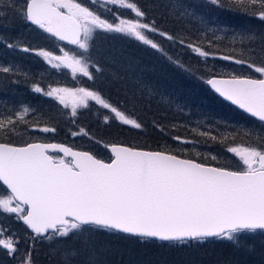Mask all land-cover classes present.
<instances>
[{
    "label": "snow or ice",
    "instance_id": "1",
    "mask_svg": "<svg viewBox=\"0 0 264 264\" xmlns=\"http://www.w3.org/2000/svg\"><path fill=\"white\" fill-rule=\"evenodd\" d=\"M95 6L101 0H88ZM218 8L243 11L264 21V0H209ZM103 12L108 6H119L134 12L132 19L115 17L116 22L103 18L78 0H0V20L10 16L30 22L55 40L76 46L78 54L70 55L63 47L61 54L24 46L20 50L35 53L53 69H70L75 78L79 73L95 80L90 67L101 69L92 61V48L101 33L120 34L161 50L149 33H158L171 41L174 37L161 31L155 20L146 19L147 12L129 0H102ZM248 59L222 55L219 58L245 66L261 74L250 78L228 73H213L204 80L224 100L238 106L250 117L264 124V33H243L239 36ZM0 42H4L0 40ZM7 48L15 43L4 42ZM185 45L184 40H180ZM199 57H214L215 53L187 43ZM0 71L10 73L9 67ZM36 93L52 98L68 109L73 120L78 110L92 107L90 102L108 110L104 122L112 120L133 129L142 130L138 119L114 106L101 90L87 87H52L36 85ZM23 108L13 117L0 118V132L9 137L16 134V125L28 113ZM34 130L54 133L55 127L34 125ZM163 132V127H160ZM73 136L80 132H72ZM84 135H88L86 132ZM216 140L207 131L200 133ZM182 144L194 141L180 136L173 138ZM264 139V138H262ZM95 142V141H94ZM111 154L109 161L92 152L73 150L63 144L25 143L22 146L0 142V186L7 195L0 196V213L14 216L29 231L27 247L20 252V238L8 234L0 226V250L18 260L19 264H36L35 244L48 241L65 247L56 251L60 264H106L103 238H134L140 242H162L170 251L200 248L216 241H227L243 255H257L255 247H245L241 240L264 238V143L258 146H233L227 151L242 164L241 170L210 166L180 151L147 150L124 144H104ZM185 152L187 149L184 150ZM53 153H62L55 155ZM199 155V153H197ZM211 159H217L212 156ZM264 260V253H261ZM193 264V262H182ZM216 264H231L217 260Z\"/></svg>",
    "mask_w": 264,
    "mask_h": 264
},
{
    "label": "trees",
    "instance_id": "2",
    "mask_svg": "<svg viewBox=\"0 0 264 264\" xmlns=\"http://www.w3.org/2000/svg\"><path fill=\"white\" fill-rule=\"evenodd\" d=\"M129 1L137 3L147 12L148 21L155 20L158 28L171 34L174 39L169 41L158 33H149L150 38L160 45L161 50H156L133 38L101 33L96 39L94 49L92 48L90 61L101 69L97 72L90 67V72L95 76L94 81L79 73L73 78L70 69H53L35 53L20 50L27 46L50 50L58 55L61 54L58 49L65 46L61 42L19 17L10 16L6 20H0V40L17 45L10 49L4 42H0V67L13 70L10 73L0 71V118H15L14 114L21 112L23 108L29 109L24 121L17 123L16 134L9 137L7 133L0 132V142L16 145L35 141L66 143L75 149L92 153L95 152L93 148L97 147L100 158L104 160H110L104 144H124L147 150L170 149L207 164L241 170L242 164L236 161L228 164L226 160L201 159L194 154L192 146L214 151H226L228 147L239 145L252 146L253 139L247 135L248 131L232 129L223 137L215 130L199 124L196 117H204L207 124L225 116L236 118L232 113L237 114L236 120L239 123L254 120L222 101L209 90L204 80L216 73L206 71V65L211 62H229L220 59L222 55L248 59L245 50L247 42L242 45L239 36L248 32L264 33V21L243 11L215 7L209 0ZM115 12L122 13L125 19L135 17L129 9H117ZM180 40H184L185 45H181ZM187 43L211 51L215 56L207 59L199 57L186 47ZM255 48L258 55L250 59L259 64L264 55L259 54V43ZM72 50L73 48L70 49ZM36 85L45 91L49 86L101 90L105 99L138 119L144 127L137 130L115 120L106 124L104 117L108 115V110L94 102H90V109L78 110L79 114L73 120L70 107L65 109L52 98L34 92ZM34 125L55 127L56 131L43 133L34 130ZM160 127H163V132L159 130ZM203 131L217 139L200 135ZM72 132L81 134L73 136ZM85 132L88 135H84ZM176 136L194 143H178L173 139ZM1 223L7 229L5 238L8 234L20 238L19 248L23 253L29 237L25 226L15 220ZM161 243L106 237L103 238L104 255L100 258L106 264H182L188 261L193 264H216L217 260L230 261L231 264H264L260 255L264 253V238L260 237L245 236L241 240L243 246L258 250L253 257L243 255L227 241H216L200 248L180 251L162 248ZM62 247L65 245L48 241L37 242L34 253L36 264H60L61 255L56 250ZM0 258L3 260L2 264H19L18 260L6 256L3 250H0Z\"/></svg>",
    "mask_w": 264,
    "mask_h": 264
},
{
    "label": "rangeland",
    "instance_id": "3",
    "mask_svg": "<svg viewBox=\"0 0 264 264\" xmlns=\"http://www.w3.org/2000/svg\"><path fill=\"white\" fill-rule=\"evenodd\" d=\"M78 2H82L86 6H89L90 8H92V10L97 11L99 14H101L103 16V18L108 19L110 22H116L115 17L117 15L120 18H124V17H122L123 16L122 13H119V12L116 13L115 10L120 9L123 11H128V9L121 8L119 6H108L111 8V11L103 12L102 11L103 4H101L99 2L95 6L89 4L88 0H78ZM130 11L132 12V10H130ZM63 49L65 51H68L70 55L78 54V51H79V50H77L76 47L75 48L73 47L72 51H70L71 48L69 49L66 46H63ZM93 49H94V47H93ZM206 71H211V73L216 72V73L236 74V75L249 76V77H254V78H260V75H261L259 73H256L252 69L249 70V68H247L245 66L235 65L231 62H226L223 64H217V63L211 62L210 64L206 65ZM232 114L237 118V114H235V113H232ZM236 118H232V117L228 118L225 116L224 118L210 122V124H207L206 119L204 117L202 119H199V117L198 118L196 117V120L199 122V124H203L208 129L215 130L217 134H219L223 137H225L226 134H228L232 129H236V130L238 129V130H241V132H243L245 130V131H248L247 135L253 139L252 144H254V145H252V146H258L259 145L258 143H260V144L264 143V139H262V138H264V124H261L260 122H257L256 120L255 121L253 120V121L248 122V123L247 122H240L239 123L238 120H236ZM227 120H228V122H227L228 124L226 123ZM239 146H241V145H239ZM242 146H245V145H242ZM192 148L195 150L194 154L197 155L196 153H199V155H197V156L200 157L201 159L207 158V159H210V161H212L213 159H211V157L215 156L217 158L215 160H217V161L226 160V162H229L228 164L236 161V162L241 164L239 159L237 157H235L234 154L228 152L227 150L223 151V150L217 149L214 151L212 149L210 150L207 148H201V147L196 146V145H193ZM96 149H97V147L93 148V151H95L93 153H95L100 158L101 154L99 152V149H97V150ZM103 156L108 157V155H103ZM215 160H213V161H215ZM7 194L8 193H7L6 189L3 186H0V196H6ZM10 220L11 221L15 220V222L20 223V221L15 219L14 216L4 214V213H0V226H2V223H1L2 221H9L10 222ZM2 261L3 260L0 258V264H2Z\"/></svg>",
    "mask_w": 264,
    "mask_h": 264
},
{
    "label": "water",
    "instance_id": "4",
    "mask_svg": "<svg viewBox=\"0 0 264 264\" xmlns=\"http://www.w3.org/2000/svg\"><path fill=\"white\" fill-rule=\"evenodd\" d=\"M101 2H102V0H101ZM30 23V22H29ZM33 26V25H32ZM62 42V41H61ZM62 43H64V44H66V45H69V46H74V45H70V44H67V42H62ZM209 88H210V86H208ZM210 90H212L211 88H210ZM213 92H214V90H213ZM215 93V92H214ZM216 95H218L219 96V94H217V93H215ZM220 97V96H219ZM223 101H226V100H224L222 97H220ZM226 102H228L229 104H231V102H229V101H226ZM232 106H234L235 108H237L238 110H240V111H242V112H244L243 110H241V109H239L238 108V106H236V105H233V104H231ZM245 113V112H244ZM248 115V114H247ZM258 121V120H257ZM37 143H46V142H37ZM53 143H56V142H53ZM56 144H62V143H56ZM63 145H65V146H67V147H70V148H72L71 146H69V145H67V144H63ZM22 146V145H21ZM73 150H78V151H83V150H80V149H74V148H72ZM108 150V149H107ZM108 152H110L109 150H108ZM59 154H62V153H59ZM63 155V154H62ZM210 166H212V165H210ZM5 188H6V186H4ZM20 223L22 224V222L20 221Z\"/></svg>",
    "mask_w": 264,
    "mask_h": 264
},
{
    "label": "bare ground",
    "instance_id": "5",
    "mask_svg": "<svg viewBox=\"0 0 264 264\" xmlns=\"http://www.w3.org/2000/svg\"><path fill=\"white\" fill-rule=\"evenodd\" d=\"M233 170V169H232Z\"/></svg>",
    "mask_w": 264,
    "mask_h": 264
}]
</instances>
